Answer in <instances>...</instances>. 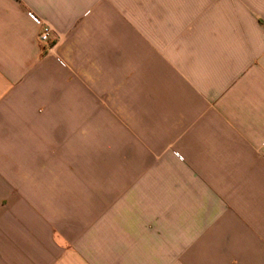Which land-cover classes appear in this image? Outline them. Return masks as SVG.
I'll return each instance as SVG.
<instances>
[{
	"label": "crops",
	"instance_id": "crops-1",
	"mask_svg": "<svg viewBox=\"0 0 264 264\" xmlns=\"http://www.w3.org/2000/svg\"><path fill=\"white\" fill-rule=\"evenodd\" d=\"M0 264H264V0H0Z\"/></svg>",
	"mask_w": 264,
	"mask_h": 264
},
{
	"label": "built area",
	"instance_id": "built-area-1",
	"mask_svg": "<svg viewBox=\"0 0 264 264\" xmlns=\"http://www.w3.org/2000/svg\"><path fill=\"white\" fill-rule=\"evenodd\" d=\"M52 34H53V29L49 25L43 24L42 25V31L40 34L41 42L47 43Z\"/></svg>",
	"mask_w": 264,
	"mask_h": 264
}]
</instances>
